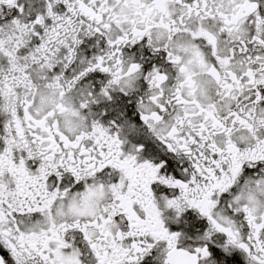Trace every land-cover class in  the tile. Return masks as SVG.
<instances>
[{"label": "snow or ice", "instance_id": "6c2138e0", "mask_svg": "<svg viewBox=\"0 0 264 264\" xmlns=\"http://www.w3.org/2000/svg\"><path fill=\"white\" fill-rule=\"evenodd\" d=\"M0 264H264V0H0Z\"/></svg>", "mask_w": 264, "mask_h": 264}]
</instances>
